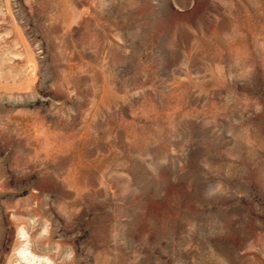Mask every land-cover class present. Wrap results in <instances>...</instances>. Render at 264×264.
Returning <instances> with one entry per match:
<instances>
[{"label":"rangeland","instance_id":"rangeland-1","mask_svg":"<svg viewBox=\"0 0 264 264\" xmlns=\"http://www.w3.org/2000/svg\"><path fill=\"white\" fill-rule=\"evenodd\" d=\"M0 264H264V0H0Z\"/></svg>","mask_w":264,"mask_h":264}]
</instances>
